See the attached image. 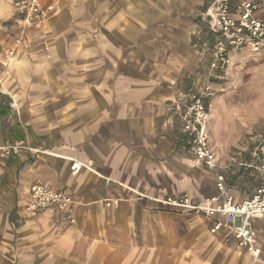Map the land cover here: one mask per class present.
I'll list each match as a JSON object with an SVG mask.
<instances>
[{
	"label": "crops",
	"instance_id": "1",
	"mask_svg": "<svg viewBox=\"0 0 264 264\" xmlns=\"http://www.w3.org/2000/svg\"><path fill=\"white\" fill-rule=\"evenodd\" d=\"M240 1H230L232 13ZM251 1L264 19V0ZM40 2L56 12L0 70V145L28 147L0 153V264H264V218L252 222L256 260L233 230L210 231L217 217L162 203L219 194L182 120L212 72L218 34L206 12L214 0ZM262 56L232 49L223 85L214 83L219 93L208 100L210 145L236 202L262 184L264 143L254 169L252 153H226L237 145L241 114L224 106L234 97L222 90L239 85ZM73 160L84 164L76 174ZM35 182L72 195L75 221L56 207L28 212Z\"/></svg>",
	"mask_w": 264,
	"mask_h": 264
},
{
	"label": "built area",
	"instance_id": "2",
	"mask_svg": "<svg viewBox=\"0 0 264 264\" xmlns=\"http://www.w3.org/2000/svg\"><path fill=\"white\" fill-rule=\"evenodd\" d=\"M230 1L214 0L206 12L211 30L218 34L213 49L212 69L214 71L226 70L229 64V52L232 49L264 52V19L256 15L259 8L257 2L242 0L232 13ZM16 5L25 14V20L36 26H41L55 9L54 4L45 6L40 0H18ZM20 43L21 41L18 40L15 48L10 52L12 56ZM211 96L212 88L209 84L201 92H194L182 119L183 129L193 146L197 160L215 173L219 194L197 203L192 202L188 194L170 196L162 202L176 208L191 209L208 218L217 217L210 231L214 233L222 227L233 230L239 246L245 248L254 259H259L261 250L258 247L256 233L252 229V222L255 219L264 218V161L259 166L262 184L252 196L236 202L227 192L225 177L219 170L220 165L210 145V133L207 127L209 108L206 105V99ZM11 106L16 107L15 101L11 103ZM25 148L28 147L23 140L7 141L0 145V153L11 155ZM83 167L84 164L81 161H72V170L75 174ZM74 202L72 195L65 190L56 189L46 182H35L31 187L25 209L35 213L49 207H56L74 222ZM238 220L239 223H237Z\"/></svg>",
	"mask_w": 264,
	"mask_h": 264
},
{
	"label": "rangeland",
	"instance_id": "3",
	"mask_svg": "<svg viewBox=\"0 0 264 264\" xmlns=\"http://www.w3.org/2000/svg\"><path fill=\"white\" fill-rule=\"evenodd\" d=\"M17 1L18 0H0V70L3 66L9 63L10 59L15 58V56L17 57L20 45L23 42L22 37L26 35L29 30L42 29L47 23V21L56 12L55 6V9L52 14L49 15V17L42 23V25L36 26L34 24L28 23L25 20L26 16L21 11L20 7L16 5ZM18 40H20L21 43L17 45L15 54L14 56H12L10 52L15 48ZM211 71L212 72L209 74L208 81L206 82V84L201 89H198V91H196L201 92L207 84H209L212 88V96L206 99V105L209 108L208 121L211 117V111L208 100L210 98L212 99L216 94L219 93L217 88L213 87V84L217 83V85H223L222 76L225 70L214 71L212 69ZM1 86L2 83L0 82V87ZM222 94L232 95L234 97V99H232L231 101L224 103V106L228 107V109L231 111L235 110L237 113L241 114L240 119L238 121L239 133L235 135L236 141H238L237 145L226 153L232 154L233 156L237 157L238 160H241L242 158H249L250 154L252 153V169H254L255 167L253 164V154L255 153V148L258 147V145H260L261 143H264V56L253 57L252 71L245 75V79H242L239 85L230 88L223 87ZM251 142L252 146L248 145ZM189 143L191 144V142ZM219 170L222 172V166H220ZM116 201H118V199H116ZM165 205L169 206V208H176L175 206H170L168 204ZM255 233L257 236L258 247H260L259 235L256 231ZM234 239L236 240L235 235ZM237 246L238 248L245 249L243 247H240L238 242ZM261 254L262 252L260 251L259 260H261Z\"/></svg>",
	"mask_w": 264,
	"mask_h": 264
},
{
	"label": "bare ground",
	"instance_id": "4",
	"mask_svg": "<svg viewBox=\"0 0 264 264\" xmlns=\"http://www.w3.org/2000/svg\"><path fill=\"white\" fill-rule=\"evenodd\" d=\"M16 57V56H15ZM3 81V80H2Z\"/></svg>",
	"mask_w": 264,
	"mask_h": 264
}]
</instances>
